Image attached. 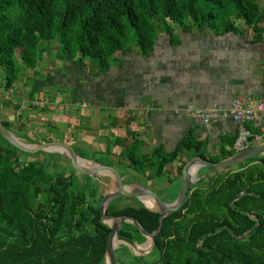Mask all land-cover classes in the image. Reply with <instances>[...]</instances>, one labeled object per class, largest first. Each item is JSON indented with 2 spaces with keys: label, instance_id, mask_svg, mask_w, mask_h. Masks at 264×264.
Returning <instances> with one entry per match:
<instances>
[{
  "label": "trees",
  "instance_id": "16d2710c",
  "mask_svg": "<svg viewBox=\"0 0 264 264\" xmlns=\"http://www.w3.org/2000/svg\"><path fill=\"white\" fill-rule=\"evenodd\" d=\"M200 1L0 0V104H7L10 89L17 86L26 69L39 64L45 44L54 41L59 42L58 57L69 61L87 58L105 71L114 55L131 48L128 27L143 53L153 50L160 31L172 32L173 22L186 29L191 24L237 33L241 31L236 25L239 20L256 38L263 37L264 5L260 0H203L204 5ZM222 12L235 15L236 22L223 19L218 23ZM2 122L16 135L38 140L15 130L14 122ZM249 127L261 133L258 126ZM236 138H224L214 155L206 150L205 142L191 138H184L172 152L156 148L151 156L137 153L140 144L133 142L122 155L137 171L157 177L183 148L189 159L217 162L237 153ZM37 153L45 157L23 159L29 152L0 133V264H106L112 228L101 221L103 195L76 185L73 173L48 170L51 158L70 162L66 157ZM185 164L178 167L179 176ZM210 169L205 167L200 176ZM107 214L134 216L148 231L160 226L161 214L143 202L124 207L110 202ZM119 235L139 243L146 239L126 222ZM122 250L128 247L122 245ZM117 252L118 263L129 264ZM153 252L158 253L155 261L133 264H264V155L210 173L194 184L183 206L164 218ZM129 253L137 259L143 257Z\"/></svg>",
  "mask_w": 264,
  "mask_h": 264
},
{
  "label": "crops",
  "instance_id": "0c3cea01",
  "mask_svg": "<svg viewBox=\"0 0 264 264\" xmlns=\"http://www.w3.org/2000/svg\"><path fill=\"white\" fill-rule=\"evenodd\" d=\"M171 24V33H158L152 51L143 53L139 46H131L114 55L105 71L87 58L69 61L58 57V41L45 44L39 64L23 72L8 92L7 104H0V119L14 122L15 130L36 142H67L85 153L82 158L87 165L100 159L116 170L123 184L140 183L164 202H173L183 181L178 167L189 160L186 148L157 177L137 171L122 152L133 142L140 144L137 153L144 156H151L156 148L172 152L184 138H191L205 142L206 150L217 154L224 138L237 135L238 124L222 117L206 127L187 108L229 109L236 99L255 106L264 91V34L256 38L242 21L237 33ZM34 87H38L35 92ZM251 125L261 128L263 122ZM22 157L42 160L45 154ZM50 160L53 168L73 173L91 194L103 195L112 188L108 174L82 172L62 157ZM120 197L143 202L137 196Z\"/></svg>",
  "mask_w": 264,
  "mask_h": 264
},
{
  "label": "water",
  "instance_id": "95a60500",
  "mask_svg": "<svg viewBox=\"0 0 264 264\" xmlns=\"http://www.w3.org/2000/svg\"><path fill=\"white\" fill-rule=\"evenodd\" d=\"M0 133L8 140L12 145L16 146L22 151L35 153L38 151L59 152L64 157L69 159L71 164L78 170L88 174H108L112 178V188L103 194V198L100 203L101 221L108 224L112 228V233L108 241L106 250V264H118L116 247L117 244H127L132 249L141 251L142 254H148L145 252L144 247L151 245L153 251L156 247V234L162 229L164 218L179 208H181L187 199L188 192L191 187L198 181L206 177L208 174L224 169L227 167L237 166L240 163L258 155H264V142H261L255 146H251L243 151L237 152L234 155L214 162L205 160L203 158L189 159L182 170V187L178 197L173 202H164L151 188L144 186L140 183L123 184L122 179L116 172V170L110 166L94 161L93 164L87 165L84 159L76 152V150L67 142L59 140H51L45 142H28L24 138L16 135L12 130L4 126L0 119ZM251 142L253 137L249 139ZM208 166L211 169L202 176H198L200 168ZM119 196H137L143 199L145 206L151 210L157 211L161 214L160 226L155 231L146 230L142 224L134 217L129 215L110 216L107 214V207L110 202ZM152 202L153 206L150 207L146 203ZM133 224L146 239L139 243L131 240L125 236L119 235L123 223ZM133 250V251H134Z\"/></svg>",
  "mask_w": 264,
  "mask_h": 264
},
{
  "label": "built area",
  "instance_id": "2783aa9c",
  "mask_svg": "<svg viewBox=\"0 0 264 264\" xmlns=\"http://www.w3.org/2000/svg\"><path fill=\"white\" fill-rule=\"evenodd\" d=\"M188 114L196 121H199L206 127L212 126L222 117H231L238 124L237 138L234 148L237 152L243 151L250 147V137L254 141L261 143L264 139V91L263 95L253 106L249 100L236 99L229 109H222L217 106L212 107H193L187 108ZM261 120V133H255L249 124Z\"/></svg>",
  "mask_w": 264,
  "mask_h": 264
},
{
  "label": "rangeland",
  "instance_id": "374dc122",
  "mask_svg": "<svg viewBox=\"0 0 264 264\" xmlns=\"http://www.w3.org/2000/svg\"><path fill=\"white\" fill-rule=\"evenodd\" d=\"M260 2H261V5L263 4L262 2H263V0H260ZM206 2L205 1H203V0H201L200 1V4L201 5H204ZM215 11H219V10H217L216 8L214 9ZM230 10V13L231 12H233V8H230L229 9ZM230 15V16H229ZM228 15V13H226V14H224L223 12L222 13H220V17H219V19H218V23H222L224 20H228V19H232V20H235V22H236V19H235V15H232V14H229ZM224 19V20H223ZM237 24H239V21H237ZM128 30H129V36H130V39H131V42H132V44H131V46L132 47H134V46H138L137 45V43H136V41H135V35H134V32H133V29L131 28V27H128ZM89 60V59H88ZM94 63H95V61H93ZM4 75V72L3 71H1V76H3ZM252 144H258V141H253L252 142ZM234 168H236V167H234ZM48 170L50 171V172H53V173H55V172H58V171H62V168L61 167H56V168H53L52 167V165H50L49 166V168H48ZM75 184L76 185H78V186H80V187H82V188H85V187H83L82 185H80V182H79V180L78 179H75ZM87 189V188H86ZM177 189H179V186H178V188ZM120 198H122V199H120ZM114 204L117 206V207H124V206H126V205H132V204H138V201H132V200H130V199H128V197H117V199H116V201L114 202ZM122 245H125V246H127L128 247V250H122V251H120V247L122 246ZM116 250L118 251L117 252V254H118V256L121 258V259H123V260H126L127 261V263H129V264H133L134 262H137V261H141L142 260V262H146V261H148V262H150V261H155L157 258H158V253L157 252H153L152 250H151V245L150 246H147V247H144V250H145V252H148V254H143V255H139V254H142V252L141 251H138V250H134V249H132L129 245H127V244H117V247H116ZM134 250V251H133ZM120 251V252H119ZM132 252L133 254H136V255H139V256H143V257H140V259H137V258H134L129 252ZM125 259H124V258ZM118 264H120V262L118 263Z\"/></svg>",
  "mask_w": 264,
  "mask_h": 264
},
{
  "label": "bare ground",
  "instance_id": "6f19581e",
  "mask_svg": "<svg viewBox=\"0 0 264 264\" xmlns=\"http://www.w3.org/2000/svg\"><path fill=\"white\" fill-rule=\"evenodd\" d=\"M146 203H147V204H148V206H150V207H152V206H153L152 202H150V201H147ZM147 246H148V245H147Z\"/></svg>",
  "mask_w": 264,
  "mask_h": 264
}]
</instances>
